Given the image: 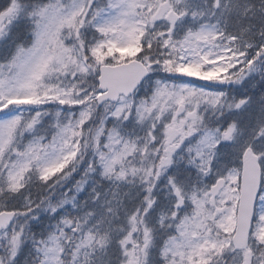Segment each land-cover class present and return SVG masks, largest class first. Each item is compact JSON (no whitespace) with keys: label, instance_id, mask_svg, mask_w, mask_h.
<instances>
[{"label":"snow or ice","instance_id":"obj_1","mask_svg":"<svg viewBox=\"0 0 264 264\" xmlns=\"http://www.w3.org/2000/svg\"><path fill=\"white\" fill-rule=\"evenodd\" d=\"M0 264H264V0H0Z\"/></svg>","mask_w":264,"mask_h":264}]
</instances>
